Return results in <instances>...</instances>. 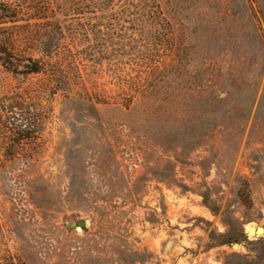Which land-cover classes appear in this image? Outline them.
Returning a JSON list of instances; mask_svg holds the SVG:
<instances>
[{
	"label": "rangeland",
	"instance_id": "rangeland-1",
	"mask_svg": "<svg viewBox=\"0 0 264 264\" xmlns=\"http://www.w3.org/2000/svg\"><path fill=\"white\" fill-rule=\"evenodd\" d=\"M147 1L170 51L110 64L45 58L43 0H0V52L45 69L0 60V264H264V0Z\"/></svg>",
	"mask_w": 264,
	"mask_h": 264
},
{
	"label": "trees",
	"instance_id": "trees-1",
	"mask_svg": "<svg viewBox=\"0 0 264 264\" xmlns=\"http://www.w3.org/2000/svg\"><path fill=\"white\" fill-rule=\"evenodd\" d=\"M43 2L46 5L43 13L48 25L40 36L39 53L45 58L50 59L60 54L66 43L73 45L83 59L90 62L108 61L110 64L120 63L128 47L132 49L139 46L140 49L151 51L152 48L162 46L164 50L170 51L172 32L167 34L170 26L165 23L159 6L149 4L150 1L43 0ZM1 7L4 10H0V21L6 18V15H14L16 18V11L11 12L3 5ZM93 20L99 22L93 23ZM104 21H108V25L103 24ZM114 37L117 40L120 38L117 44H114ZM115 46L118 49L112 51ZM115 53L118 58H115ZM12 55L14 54L0 52V60L5 68L15 75H38L45 70L44 64L32 56L17 64ZM170 69L165 62L161 66L154 65L153 71L159 77L155 83L165 80ZM146 78L152 82L147 76ZM150 92H154V89L151 91L144 89L142 98L148 96ZM144 101L145 99L143 104Z\"/></svg>",
	"mask_w": 264,
	"mask_h": 264
},
{
	"label": "water",
	"instance_id": "water-1",
	"mask_svg": "<svg viewBox=\"0 0 264 264\" xmlns=\"http://www.w3.org/2000/svg\"><path fill=\"white\" fill-rule=\"evenodd\" d=\"M86 227H87V223L85 221H79L77 223L67 225V228L69 230H77L79 228H81L82 230H85ZM262 230H263V228H258V229H256V231L254 229H251V230H249L248 235L249 236L252 235L253 231H254L253 235H257ZM237 246L239 247V245L233 244L232 248L235 250V249H237L236 248Z\"/></svg>",
	"mask_w": 264,
	"mask_h": 264
},
{
	"label": "bare ground",
	"instance_id": "bare-ground-1",
	"mask_svg": "<svg viewBox=\"0 0 264 264\" xmlns=\"http://www.w3.org/2000/svg\"><path fill=\"white\" fill-rule=\"evenodd\" d=\"M255 230V229H254ZM256 231V230H255ZM263 231H264V229L262 230V231H260L258 234H260V235H262L263 234ZM253 233H254V231L252 232V235H253ZM237 248V247H236Z\"/></svg>",
	"mask_w": 264,
	"mask_h": 264
}]
</instances>
